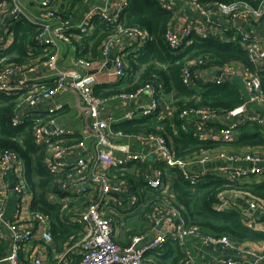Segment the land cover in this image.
Returning a JSON list of instances; mask_svg holds the SVG:
<instances>
[{
  "label": "built area",
  "instance_id": "2783aa9c",
  "mask_svg": "<svg viewBox=\"0 0 264 264\" xmlns=\"http://www.w3.org/2000/svg\"><path fill=\"white\" fill-rule=\"evenodd\" d=\"M23 1L0 0V52L5 53L13 45L15 26L19 22H29L38 32L33 40L35 45L27 48L30 56L22 63L9 60L15 55L0 59V94L15 102L12 126L33 124V142L46 150L43 166L55 178L54 187L46 193L48 202L59 207L61 222L81 227L79 237L76 240L72 237L61 258L53 264H62L64 258L76 256L80 257L76 264H162L159 258L167 244L179 246L183 255L180 264H264V240L240 241L204 231L186 217L175 195L168 193L166 183L168 173H173L175 179L181 177L192 188L209 177L223 179L231 188L218 194L214 210L235 211L246 228L264 233V198L253 192L252 184L243 183L249 177L264 179V146L257 153L220 151L213 154L202 148L187 157H179L169 139L160 134L134 135L114 129L120 122L156 114L162 100L160 82L146 83L133 93L96 94V88L124 79L128 73L125 53L138 52L152 38L144 29L122 24L132 0H100L82 17L76 11L70 20H65L59 10L61 0H28L33 10ZM158 1L162 9L173 14L164 39L174 53L192 43L190 37L196 35L235 43L247 52L249 60L248 65L234 61L220 66L219 74L211 83L220 85L235 77L237 81L232 82L240 85L244 103L233 112L247 107L252 110L243 119L215 127L214 119L218 114L209 108L191 106L180 112L174 107L182 121L181 130L193 132L200 141L213 144L238 141L242 128L246 127L248 133L259 132L264 137V0L257 4ZM177 3L189 8L190 22L183 19ZM97 20L115 29L94 61L78 53L81 38L94 34ZM240 23L249 27L243 28ZM35 47L43 55L32 60ZM66 49L77 55L69 56V63L63 64ZM111 55H114L113 60L109 59ZM110 62L112 69L105 70ZM207 66L208 61L203 58L186 61L181 69L182 84L193 88L206 82ZM71 93L77 95L83 107L80 132L62 123L69 106L56 102L58 97H68ZM112 101H135V104L117 118L108 108ZM133 141L150 148L148 154L156 160L154 176L147 174L148 155L138 148L131 149ZM212 161L225 162L227 167L221 169V174H215L205 167ZM25 169V161L16 151L0 153V226L7 229L11 240L10 252L0 257V264H46L43 252L53 240L54 217L32 210V205L26 206L29 195L33 203V191ZM10 173L17 199L13 217L6 216ZM128 173L129 177L131 174L142 176L146 201L142 199L141 188L131 182ZM126 201L132 206L127 213L147 209L153 213L149 217L148 231L132 234L129 245L122 247L116 242L117 224ZM201 249L205 251L204 259L198 257Z\"/></svg>",
  "mask_w": 264,
  "mask_h": 264
},
{
  "label": "trees",
  "instance_id": "16d2710c",
  "mask_svg": "<svg viewBox=\"0 0 264 264\" xmlns=\"http://www.w3.org/2000/svg\"><path fill=\"white\" fill-rule=\"evenodd\" d=\"M202 3H225L231 4L238 1L257 4L259 0H198ZM84 0H61L59 10L63 13L65 20L74 17L77 7ZM173 14L162 9L158 0H132L129 9L122 17V24L125 27H138L146 30L151 39L145 44L140 52L142 60L139 64L145 65V71L139 82L129 88L122 89L118 84L96 88V94L100 96H111L118 93L136 92L146 83L154 80L160 82L168 93H174L175 107L182 110L186 107H206L213 113L220 114L233 112L242 107L244 100L240 85L237 82L227 81L220 85L215 83H198L193 88H186L181 81V69L186 61L203 58L208 61V66H223L227 63L240 61L249 64L247 52L235 43H222L210 38H200L196 35L190 37L192 43L174 53L165 42L164 34ZM95 31L91 37H85L83 41L85 49L79 56L86 57L90 53V58L94 59L98 54V49L104 44L107 38L113 34V25L94 22ZM15 39L13 45L5 52H0V59L4 56H12L9 60L22 63L24 58L30 56L28 46H34V39L38 34L36 27L27 21L19 22L15 26ZM91 46V47H90ZM34 48L31 59L41 58L43 52ZM179 52V53H178ZM128 62L132 71L137 72L139 65L135 63L132 55L128 56ZM154 62V63H153ZM156 63L164 64L166 69L158 68ZM207 66V67H208ZM262 86L264 90V72L262 73ZM107 88V90L103 89ZM15 102L12 98L0 94V153L6 150L16 151L25 161V170L28 183L33 191L32 210L51 214L55 221L53 224V234L61 239L79 237L81 227L77 224L61 223L59 207L52 205L46 198V193L54 187V177L49 174L43 166L46 150L37 147L32 139L34 130L33 124L13 127L11 119L14 114ZM181 112V111H180ZM174 120L165 119L157 121L154 117L146 119L123 121L114 126L116 131L126 134L156 133L173 141V149L179 157H186L196 153L200 149H207L213 145L211 142H202L193 132L185 133L182 129V121L179 119V112ZM174 123V124H173ZM160 125L163 131L156 127ZM77 137V136H76ZM79 139V136H78ZM238 149L263 148L264 137L259 132L244 133L239 140L232 143ZM228 182L219 177H209L192 188L189 183L178 177L172 187L176 202L183 207L186 217L198 224L206 232L224 234L234 239L264 240V233L256 232L246 228L240 214L232 212H217L213 205L218 200V194L227 188H231ZM253 192L264 198V182L252 185ZM201 217V221L200 220ZM154 254V253H152ZM175 258L170 262V258ZM182 253L179 246L167 244L164 247L163 255L159 258L162 264H178L182 260Z\"/></svg>",
  "mask_w": 264,
  "mask_h": 264
},
{
  "label": "crops",
  "instance_id": "0c3cea01",
  "mask_svg": "<svg viewBox=\"0 0 264 264\" xmlns=\"http://www.w3.org/2000/svg\"><path fill=\"white\" fill-rule=\"evenodd\" d=\"M23 3L27 6L28 9L33 10L32 5H31V3L28 2V0H24ZM99 3H100V0H84V2L77 7V12L82 17L90 7L95 6ZM60 4H61V2H60ZM177 8L179 9L180 14L183 17V19L187 23L190 22L191 18H190V15L188 14L189 8L185 5H182L181 3H177ZM222 23H223V21H222ZM224 25H226L225 22H224ZM240 26H242L243 28L249 27V25L246 23H240ZM94 31H95V29H94ZM82 39L83 38H81V40ZM81 42L84 45L83 41H81ZM81 42H80V45H81V47H80L81 52L80 53H82L83 49H85V46L83 48V45L81 44ZM144 47H145V45L143 47H141L138 52L137 51L134 52V51L130 50V51H127L125 53L126 54V56H125L126 67H127V71H128L127 76L124 79H120L118 81L114 80L113 82H111L109 84H111V85L112 84H118L120 86V88L125 89V88H129V87H131V86H133L139 82L140 78L143 75V72L145 71V65H141L138 62V60H142L140 52L144 49ZM100 48L98 49L97 56L92 60L96 61L98 59L99 54H100V52H99ZM113 53L115 54L116 51H114ZM76 55H77V53H72L68 49H66L65 59L63 60V64L69 63V60H67L69 56L74 57ZM129 55H132L133 59L135 60V63L137 65H139V67H140L139 70H137V72L136 71L132 72V73L129 72L130 69H131L130 71H132V67L130 66V64L128 62V56ZM86 57L90 58V53H87ZM156 64L158 65V68H162V69L167 68V66L164 64H160V63H156ZM207 68H208V70L205 71V76H206L207 81L202 82V83H211V79L214 76L219 74V71H218L219 66H212V67L208 66ZM110 69H112V63H111V67L107 68L105 70H110ZM230 80L237 81L235 77H231ZM103 89H105V88H103ZM105 90H107V88ZM160 94L162 95L160 107H159L158 111L156 112V114L153 115L152 117L157 119V121H162L165 119L174 120V118L176 117L175 116L176 111L174 112V107H175L174 95L175 94L174 93H168L165 89H163V87L160 90ZM66 96L65 97L61 96L60 98L58 97V99L56 100L57 103H64V104H67L69 106L68 110H66L64 113V116L62 118V123L65 126L72 127L75 131L80 132L81 131V119H82L81 114L83 113V107L80 104V101H79L77 95L71 93V94H69L68 97H66ZM143 99L145 100V102H148V99L146 97H143ZM134 104H135V101H131V102H128V101H126V102L112 101V102L108 103V108H109V111L113 112L114 115L117 118H119V117H122L127 110H129L131 107H133ZM251 110H252V107H247L246 110H242V111L236 112V113L235 112H233V113H220L214 119V126L217 127V126L229 123L231 121L243 119L245 114L250 112ZM156 128L159 129L160 131H163V127L160 125H158ZM248 132H249V130L247 129V127L245 129L242 128L240 136L242 134L248 133ZM134 135H136V134H134ZM78 136H79V134H78ZM169 141L173 145V141H171V140H169ZM121 143H122V141H121ZM136 148L140 149L142 152H144L148 155V164L146 166L147 174L150 176H154L153 167H154V164H156V160L154 157H152L148 154V152L150 151V148L146 145H142V144L138 145V144H136L135 141H133V143L131 144V149L134 150ZM207 149H209L213 154L218 153L220 151L243 152V151H236V147L234 145H232V143L231 144H223V143L218 142V143L213 144L211 147H209ZM248 150H250V149H248ZM151 166H152V168H151ZM205 167L209 171H215V174H221L220 173L221 169L224 167H227V163L222 162V161H212L208 165H206ZM173 175H174L173 173H171V174L168 173V176L166 178V183L168 186V193L170 195H174V193L172 191V187H173V184H174L176 179ZM128 177H129V173H128ZM140 177H142V176H140ZM140 177H136L135 175L131 174V176L129 178H130L131 182L135 186H137V188H141L142 199H143V201H146L147 192L144 188H142L143 182H142V179ZM12 179H13V175H12V173H10L9 177L7 179L8 190H9V198H8V203L6 206V216L7 217H13L15 215V212H16L17 199H16L15 195L13 194V184H12L13 180ZM256 181L262 182V181H264V179L258 178V177H249L246 180H243V183L248 182V184L253 185L256 183ZM25 203H26V206H28V207H30L32 205V197L30 195L26 198ZM131 208H132V206L129 202L126 201L123 204V206L121 208L123 215L120 217L119 222L117 224L118 229H117L116 242L122 247L129 245L130 236L132 234H137V233L140 234V233H143L145 231V229L149 225V217L153 213L151 209H147L144 212L136 211L134 213H127V211L128 212L131 211L130 210ZM61 223H64V222L62 221ZM64 224L65 225H67V224L72 225L73 223L67 222ZM10 241L11 240H10L9 232L7 231V229H4L3 227L0 226V257H6L9 254V252H10ZM71 241H72V238L61 239L60 236L53 234L52 242L46 246V248H45L46 251L43 252L45 263L46 264H53L56 262V260L61 258L62 252L66 249V247L70 244ZM151 256H152V254L149 255V257H151ZM198 257L200 259L205 258V251L203 249L200 250V254L198 255ZM174 258H175V255H173L169 261L172 262L174 260ZM79 260H80V257H78V256L73 257V258L68 257V258H64L62 260V264H76V263H78ZM180 263H181V261L179 262V260H178V264H180Z\"/></svg>",
  "mask_w": 264,
  "mask_h": 264
},
{
  "label": "rangeland",
  "instance_id": "374dc122",
  "mask_svg": "<svg viewBox=\"0 0 264 264\" xmlns=\"http://www.w3.org/2000/svg\"><path fill=\"white\" fill-rule=\"evenodd\" d=\"M255 150H258V151H254V152H252V151H250V150H248V149H238V148H236V151H243V152H246V151H247V152L257 153V152L260 151L259 149H255ZM200 220H201V217H200ZM201 221H203V220H201ZM146 231H148L147 228L145 229L144 232H146Z\"/></svg>",
  "mask_w": 264,
  "mask_h": 264
},
{
  "label": "water",
  "instance_id": "95a60500",
  "mask_svg": "<svg viewBox=\"0 0 264 264\" xmlns=\"http://www.w3.org/2000/svg\"><path fill=\"white\" fill-rule=\"evenodd\" d=\"M221 23H222V21H221ZM109 59H110V60H113V59H114V55H111V56L109 57ZM110 67H111V63L108 64L107 68H110Z\"/></svg>",
  "mask_w": 264,
  "mask_h": 264
}]
</instances>
